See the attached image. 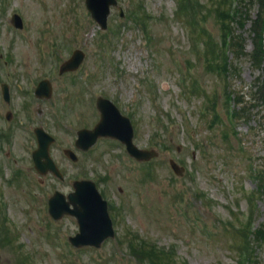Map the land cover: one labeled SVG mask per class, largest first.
<instances>
[{"label":"rangeland","instance_id":"1","mask_svg":"<svg viewBox=\"0 0 264 264\" xmlns=\"http://www.w3.org/2000/svg\"><path fill=\"white\" fill-rule=\"evenodd\" d=\"M178 1L116 0L101 30L85 0H0V85L10 96L8 104L0 97V131L7 112L13 125L0 139V264H149L139 254L151 250L145 240L174 247L169 264L235 262L234 227L245 221L255 189L249 169H264V95L256 93L264 72L249 56L257 7L236 0L246 14L243 25L230 26L241 37L240 55L223 50L227 0H182L197 7L192 14L207 35ZM11 14L22 19L21 30L10 25ZM73 50L84 53L81 65L58 76ZM223 53L234 70L221 77L215 66ZM42 79L51 85L49 100L33 95ZM226 92L243 100L247 116L227 120ZM97 97L130 118L133 144L153 148L152 160L136 162L107 137L85 152L74 147L76 133L99 119ZM34 128L55 139L49 151L61 179L34 171ZM169 160L183 168L180 176ZM86 179L106 201L114 230L97 248L69 242L79 230L75 217L48 214L54 191L66 196ZM253 209L254 226L264 227V192ZM256 253L264 264V246Z\"/></svg>","mask_w":264,"mask_h":264},{"label":"water","instance_id":"2","mask_svg":"<svg viewBox=\"0 0 264 264\" xmlns=\"http://www.w3.org/2000/svg\"><path fill=\"white\" fill-rule=\"evenodd\" d=\"M85 3L92 18L101 26V29H105L109 7L116 5L115 0H86ZM11 18L13 26L21 29V18L17 15H12ZM82 59L83 52L81 50L74 51L69 60L61 65L59 72L64 73L76 70ZM3 93L4 95L7 94L5 86ZM50 93L51 86L49 82L41 81L38 83L35 95L48 99L51 96ZM96 105L100 112V119L93 130L84 129L78 132L76 145L79 149L88 150L89 147L95 144L98 137L108 136L119 139L124 143L129 155L138 161H148L156 155L153 150L140 151L132 145V126L129 123V119L122 116L112 103L106 99L98 98ZM35 134L38 141V147L33 153L36 171L39 174L50 172L61 178L55 163L50 159L48 151L54 139L40 128L35 130ZM65 154L72 161L76 159L75 155L69 150H66ZM170 166L174 172H181V169L176 167L172 161H170ZM73 187L74 193L68 194V202L59 193L55 192L53 194V197L49 200V213L55 219L61 218L65 213L76 217L79 233L74 238H69L72 245L76 248L89 245L97 248L102 241L113 235L106 204L101 200L92 182H75ZM69 205L72 206V209Z\"/></svg>","mask_w":264,"mask_h":264},{"label":"trees","instance_id":"3","mask_svg":"<svg viewBox=\"0 0 264 264\" xmlns=\"http://www.w3.org/2000/svg\"><path fill=\"white\" fill-rule=\"evenodd\" d=\"M256 6L258 7V12L255 16V19L252 21V25H251V30H253L254 33V38L253 41L255 42L254 44V49H253V53H252V58H253V62H255L258 66V68L260 69L261 67V62L263 60V55H264V51L262 49V44H263V40H262V34L264 31V0H254ZM186 8V4L184 1L181 0V6L180 9L184 10ZM189 8V3H188V7ZM191 11L194 12V10H192V8H190ZM186 12V11H185ZM227 11L224 14V19L226 16V19L228 17ZM194 14H191L190 17L193 18ZM225 20H224V24H225ZM221 25H222V21H220ZM195 25V23H194ZM232 48H235L236 50L239 49L241 51L242 49V41H237L235 42ZM235 50V51H236ZM226 69V64L224 63H220L217 64L215 66V71L218 73H223ZM263 70V68H262ZM257 93L259 94L260 97L264 95V78L261 82V87L258 89ZM239 101L236 102V104H238ZM240 113L238 111H234L233 115L235 117L238 116L239 117L242 115H245L248 111V109L244 106L241 105L240 108ZM253 177L255 178L256 182H257V189L260 192L264 191V171H252ZM235 232H239L238 234H235L237 236V238L240 241L241 244L237 243L236 246V254L237 257L235 258V262L234 264H257L256 262V258H255V254H253V247L252 244L250 243L249 237L253 236L254 239L256 241H259L262 243H264V230L262 228L256 229V231L252 232L250 231V224L249 221L245 220V222L241 223V229L238 231L236 230ZM137 236V235H136ZM143 245L151 248V250H141L139 251L140 255H145L144 258H146V260H148L150 262V264H169V262H173V260L171 258H169L170 256H172V253H167L164 252L162 249H158L157 247H155L153 244H147L146 242H143ZM135 245L132 244H128L127 247L130 248V250H134L135 248H133ZM142 258V257H141Z\"/></svg>","mask_w":264,"mask_h":264},{"label":"flooded vegetation","instance_id":"4","mask_svg":"<svg viewBox=\"0 0 264 264\" xmlns=\"http://www.w3.org/2000/svg\"><path fill=\"white\" fill-rule=\"evenodd\" d=\"M7 124L11 125V124H12L11 120H10V122H7ZM12 127H13V125H11V127H7V128L5 129V131L1 130V131H0V134H5V132H7V133L10 132V129H12ZM0 139H3V138L0 137Z\"/></svg>","mask_w":264,"mask_h":264}]
</instances>
